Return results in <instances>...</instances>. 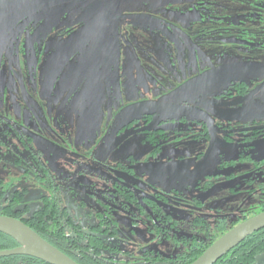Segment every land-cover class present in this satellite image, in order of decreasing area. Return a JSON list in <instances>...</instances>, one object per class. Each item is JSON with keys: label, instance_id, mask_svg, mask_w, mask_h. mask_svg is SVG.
<instances>
[{"label": "flooded vegetation", "instance_id": "flooded-vegetation-1", "mask_svg": "<svg viewBox=\"0 0 264 264\" xmlns=\"http://www.w3.org/2000/svg\"><path fill=\"white\" fill-rule=\"evenodd\" d=\"M255 49L264 0H0V154L35 156L57 193L29 213L0 191V215L79 264H184L264 211ZM244 241L215 264H264V228Z\"/></svg>", "mask_w": 264, "mask_h": 264}, {"label": "water", "instance_id": "water-1", "mask_svg": "<svg viewBox=\"0 0 264 264\" xmlns=\"http://www.w3.org/2000/svg\"><path fill=\"white\" fill-rule=\"evenodd\" d=\"M262 228H264V211L244 220L223 234L190 264H215L230 250ZM0 232L13 237L19 244L15 248L0 250V257L27 255L49 264H79L20 219L0 215Z\"/></svg>", "mask_w": 264, "mask_h": 264}, {"label": "rangeland", "instance_id": "rangeland-1", "mask_svg": "<svg viewBox=\"0 0 264 264\" xmlns=\"http://www.w3.org/2000/svg\"><path fill=\"white\" fill-rule=\"evenodd\" d=\"M252 52L259 53L264 51L255 49ZM254 61L257 65L250 70L258 71V73L264 77V56L262 59L257 58L254 59ZM8 140L10 139L8 138ZM11 143L14 144L13 146H18L14 139L11 140ZM23 154L24 155L0 154L2 158L0 159V191H4V194H7L9 197L14 195L16 189L24 191V203L30 205L29 213H31L44 203L43 196L48 195L51 197L50 199H53V196L55 197L57 193L55 192V188L49 183L51 175L41 168L38 163L39 160L37 161V159L34 158L35 156H31L27 151ZM43 157L46 158V156ZM63 157L65 156L50 157V161L48 162L54 164V166L64 165ZM18 158H20L21 161H17ZM60 171L61 169L54 171L56 176H60ZM239 198L244 199V197Z\"/></svg>", "mask_w": 264, "mask_h": 264}, {"label": "trees", "instance_id": "trees-1", "mask_svg": "<svg viewBox=\"0 0 264 264\" xmlns=\"http://www.w3.org/2000/svg\"><path fill=\"white\" fill-rule=\"evenodd\" d=\"M49 213H51V214H54V212L53 211H51V212H49L47 209H46V211L45 212H36V215H38V214H40L38 217H34L33 218V221H32V223L33 224H36V225H45L46 226V228H50V229H53V225H51L52 223H51V218L50 217H48V214ZM45 216H47V218L45 219ZM27 223H29V222H27ZM30 224V223H29ZM31 225V224H30ZM38 229H41V228H39L40 226H36ZM43 227V226H42ZM0 235H2L3 237L1 238L0 237V248H2V246H4V244L6 243L7 244V246H12V245H15V243H16V241H15V239H13L12 237H10L9 235H7V234H5V233H2V232H0ZM5 236V237H4ZM245 243V241L244 242H242L238 247H240V246H242L243 244ZM238 247H235L234 249H233V251H235L236 249H238ZM206 249V247L203 249V250H201V251H198L197 253H195V254H193L191 257H189V259H188V261H186L184 264H190L192 261H194L196 258H198L202 253H203V251ZM240 256L238 257V259L237 260H235L234 262H233V264L235 263H238V264H242L243 262H239V261H243V256H245L246 254H239ZM21 256V255H20ZM19 255H13V256H9L10 258H12V260H13V258H15V259H19V257H20ZM9 257H2V259H5V258H9ZM14 259V260H15ZM18 261V260H17ZM229 261V260H228Z\"/></svg>", "mask_w": 264, "mask_h": 264}]
</instances>
